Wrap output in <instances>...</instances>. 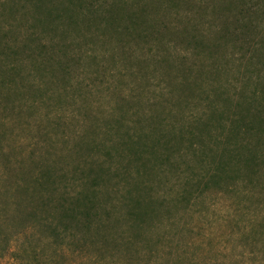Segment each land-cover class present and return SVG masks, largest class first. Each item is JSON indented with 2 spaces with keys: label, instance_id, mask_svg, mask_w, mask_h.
<instances>
[{
  "label": "rangeland",
  "instance_id": "374dc122",
  "mask_svg": "<svg viewBox=\"0 0 264 264\" xmlns=\"http://www.w3.org/2000/svg\"><path fill=\"white\" fill-rule=\"evenodd\" d=\"M234 8L0 0V264H264V142L215 143L264 114V20Z\"/></svg>",
  "mask_w": 264,
  "mask_h": 264
},
{
  "label": "trees",
  "instance_id": "16d2710c",
  "mask_svg": "<svg viewBox=\"0 0 264 264\" xmlns=\"http://www.w3.org/2000/svg\"><path fill=\"white\" fill-rule=\"evenodd\" d=\"M227 1H232L235 3V8L231 12L232 15L237 17L236 22L233 24L234 27H239L244 23L245 17H243V14L246 13L250 14V13L260 12V16L263 17L264 20V0H236V1L227 0ZM92 4L93 6L97 5V3H92ZM251 24L252 23H249L247 28H249ZM236 31H240V30L237 29ZM231 32H234V30H232ZM8 52H12V49L10 48ZM17 54L18 53L12 52V54L9 55V57L14 55V59L10 61V64H8V66H10L13 69V71L15 70L16 64L18 62V59L16 57H18L19 55ZM0 57H2V53ZM4 57H6L5 58L6 60L8 55H5ZM23 61L24 60H21L20 63ZM258 116L259 117L257 119L259 122L258 124L259 127L255 128L254 126L252 127L248 123L249 121L246 122L244 118H239L237 115H233L232 118H230L227 121L228 124L221 125L223 129L220 135L218 136V139L215 140V143L216 142L220 143V146H222V148L224 149V153L228 152V154L233 155V157H235V155L237 156L238 154H236V152H239L240 149L243 147H246L249 150L248 146H251V150L256 151L257 148H259V146L264 142V114L263 115L260 114ZM239 123L241 124V127L239 126ZM239 136H242L243 138H246L250 141H242L244 143L241 142L240 144L238 143V139H237ZM263 146L264 143L258 150H260ZM48 183H49V176H47L45 174V171L42 170L38 178L34 181V184L36 186H42ZM82 193L83 192L79 194V198L75 196L77 193L73 195L74 197L71 196L70 197L71 199L73 198L76 199L75 201L71 200L70 202V205H72L73 208L70 209L69 211L67 209L64 210L65 212L74 213V215H76L75 219L79 220L80 223L83 221V219L88 217L86 216L88 209L86 210L80 209L83 208L81 202L87 201V196H85V194ZM142 201H143L142 197L138 198V200L136 201L135 208L139 209L142 206Z\"/></svg>",
  "mask_w": 264,
  "mask_h": 264
}]
</instances>
